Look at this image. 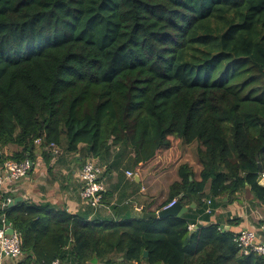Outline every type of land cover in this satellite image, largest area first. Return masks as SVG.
<instances>
[{
	"label": "trees",
	"instance_id": "16d2710c",
	"mask_svg": "<svg viewBox=\"0 0 264 264\" xmlns=\"http://www.w3.org/2000/svg\"><path fill=\"white\" fill-rule=\"evenodd\" d=\"M39 139L100 161L129 149L136 172L157 174L198 143L201 170L179 165L163 205L196 208L91 222L5 210V194L15 264H264L206 213L248 188L264 202V0H0V163L32 162Z\"/></svg>",
	"mask_w": 264,
	"mask_h": 264
},
{
	"label": "crops",
	"instance_id": "0c3cea01",
	"mask_svg": "<svg viewBox=\"0 0 264 264\" xmlns=\"http://www.w3.org/2000/svg\"><path fill=\"white\" fill-rule=\"evenodd\" d=\"M36 148L32 170L28 177L9 191L0 190V198L8 194L6 200L12 198L14 201L21 198L20 201L26 203L59 206L71 215L86 218L91 222L108 220L125 222L158 216V213L164 209L163 205L169 197L171 185L178 181L179 165L189 163L195 171L201 170L196 158L197 150L190 146L183 148V156L177 165L158 174L150 168L136 172L132 164L133 153L129 149L112 147L109 156L104 161H100L89 156L83 144L76 153H68L64 146L42 148L36 145ZM51 152L53 153L50 158L45 160L43 154ZM91 160L106 167L102 177L106 193L102 206L98 209H94L81 197L80 172L84 164ZM128 172L133 173L134 176H129ZM228 200L226 197L221 203L218 200L214 201L218 207L211 217V222L219 223L224 228L228 227V230L235 233L249 230L257 233L260 240L263 239L264 202L258 201L249 188L239 196L238 200L234 202ZM184 207L195 209L196 204L192 203L191 206ZM237 219L239 221H235ZM202 224L206 225V223ZM191 227L194 229V226ZM2 264H15V262L6 259Z\"/></svg>",
	"mask_w": 264,
	"mask_h": 264
},
{
	"label": "built area",
	"instance_id": "2783aa9c",
	"mask_svg": "<svg viewBox=\"0 0 264 264\" xmlns=\"http://www.w3.org/2000/svg\"><path fill=\"white\" fill-rule=\"evenodd\" d=\"M35 144L41 146L42 140H37ZM53 146L54 145L46 148H53ZM31 170V161H25L23 163L7 161L3 164L0 163V190L9 191L16 187L28 177ZM105 172L106 167L94 160L88 161L84 164L80 172V180L82 183L81 197L94 209H98L102 206V201L106 193V188L102 182V177ZM128 175L131 177L134 176L131 172H128ZM12 201V198H8L6 202L2 204V207H7ZM176 202L177 200L172 201L165 206L164 209L172 207ZM207 204L208 207L206 213L208 215H214L215 211L212 208V201L207 200ZM0 222L4 227L3 229H0V264L6 259L13 260V262L17 263L22 258L21 237L15 229L13 234L6 233L9 226L7 225L8 222L4 216L1 218ZM190 229H192V227H190ZM259 238L260 237L257 233L243 230L238 233L235 242L242 254L249 255L253 253L264 258V238L261 240ZM54 264H58V262H55Z\"/></svg>",
	"mask_w": 264,
	"mask_h": 264
},
{
	"label": "water",
	"instance_id": "95a60500",
	"mask_svg": "<svg viewBox=\"0 0 264 264\" xmlns=\"http://www.w3.org/2000/svg\"><path fill=\"white\" fill-rule=\"evenodd\" d=\"M259 169L260 171H262L261 166L259 165ZM258 183L261 187H264V178L260 177L258 180ZM21 200V198H17L14 201H12L11 203L8 204V206L6 207L5 210L14 207L19 201ZM193 207L195 206L194 204L192 205ZM189 211V208L184 207L180 202H176L175 205H173L170 208L167 209H163L158 213V217L159 218H168V217H176V218H180L183 215L187 214ZM7 225L9 226V228L7 229L6 233L7 234H13L14 228L13 226L8 222ZM3 225L0 222V229H3ZM224 230H228V227H223ZM196 230H198V227H194V229L191 230L190 235H192ZM144 257H148V252H144Z\"/></svg>",
	"mask_w": 264,
	"mask_h": 264
},
{
	"label": "rangeland",
	"instance_id": "374dc122",
	"mask_svg": "<svg viewBox=\"0 0 264 264\" xmlns=\"http://www.w3.org/2000/svg\"><path fill=\"white\" fill-rule=\"evenodd\" d=\"M196 145L198 146V143H196L194 145H191V148H194ZM184 149H185V147H184ZM186 158H188V155L187 154H186Z\"/></svg>",
	"mask_w": 264,
	"mask_h": 264
}]
</instances>
